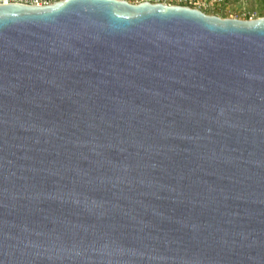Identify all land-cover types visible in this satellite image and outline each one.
Returning <instances> with one entry per match:
<instances>
[{
  "label": "water",
  "instance_id": "obj_1",
  "mask_svg": "<svg viewBox=\"0 0 264 264\" xmlns=\"http://www.w3.org/2000/svg\"><path fill=\"white\" fill-rule=\"evenodd\" d=\"M0 264H264V16L0 2Z\"/></svg>",
  "mask_w": 264,
  "mask_h": 264
},
{
  "label": "rangeland",
  "instance_id": "obj_2",
  "mask_svg": "<svg viewBox=\"0 0 264 264\" xmlns=\"http://www.w3.org/2000/svg\"><path fill=\"white\" fill-rule=\"evenodd\" d=\"M176 4L175 0H150ZM204 2L201 10L207 14H214L226 18H257L264 16V0H200Z\"/></svg>",
  "mask_w": 264,
  "mask_h": 264
},
{
  "label": "built area",
  "instance_id": "obj_3",
  "mask_svg": "<svg viewBox=\"0 0 264 264\" xmlns=\"http://www.w3.org/2000/svg\"><path fill=\"white\" fill-rule=\"evenodd\" d=\"M57 1L60 0H0V2H11V3H20V4H28V5H46ZM127 1L131 3H138L145 0H127ZM146 1H150V0H146ZM175 2L178 5H186L193 8H198L200 10L204 5V2H201L200 0H175Z\"/></svg>",
  "mask_w": 264,
  "mask_h": 264
}]
</instances>
